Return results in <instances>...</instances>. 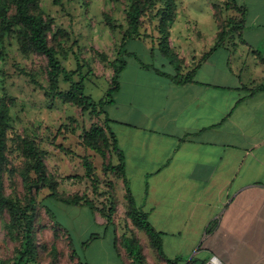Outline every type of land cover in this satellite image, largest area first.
Masks as SVG:
<instances>
[{
	"label": "crops",
	"instance_id": "crops-1",
	"mask_svg": "<svg viewBox=\"0 0 264 264\" xmlns=\"http://www.w3.org/2000/svg\"><path fill=\"white\" fill-rule=\"evenodd\" d=\"M237 3L246 9L241 37L230 36L213 49L219 28L212 5L210 47L182 50L171 29L180 70L156 45L147 46L159 51L162 65L149 56V62L127 61L108 107L136 204L162 234L166 257L181 258L179 264H206L212 257L225 264H264V0ZM177 21L178 15L173 27ZM194 22L199 28L202 19ZM194 70L192 81L171 79ZM142 233L145 242L134 236L143 245L144 263L115 245L123 258L93 264H168ZM115 234L119 238L116 227Z\"/></svg>",
	"mask_w": 264,
	"mask_h": 264
},
{
	"label": "rangeland",
	"instance_id": "rangeland-1",
	"mask_svg": "<svg viewBox=\"0 0 264 264\" xmlns=\"http://www.w3.org/2000/svg\"><path fill=\"white\" fill-rule=\"evenodd\" d=\"M225 2L226 0H180L182 8L178 13V24L172 28V39H177L175 46L182 50L210 47L215 34L211 6L218 4L223 7ZM127 4L128 0H64L61 6H57L54 0H40L41 10L55 21V32L63 30L69 36L61 38L62 45L68 52V58L64 61L66 68L77 70L79 63H87L73 80L83 78L86 93L96 101L105 97L110 88L113 76L111 62L119 57L123 30L127 27ZM107 15L115 20V30L108 25ZM196 18L202 19L199 28L194 22ZM149 21L150 18L145 21L144 33L157 37L155 23ZM200 32L204 34L203 37L198 36ZM147 46L150 49L155 47L152 38L129 40L125 49L134 55L123 57L132 64L137 58L147 62L150 57L149 61L160 67L162 58L158 56L159 51L155 50L152 54L146 50ZM6 52V57L0 61V98H5L11 106L13 129L9 133V156L12 166L17 170L11 178L6 176L7 194L25 200L26 192L18 174L23 161L16 136H28L34 138L47 153L45 162L48 178L55 184L57 196L72 198L78 195L92 200L97 208L96 212H92L86 206L63 203L48 188L40 192L33 191L38 202L35 221L38 255L36 261L29 264H78V261L93 264L98 258H123L121 249L115 247L117 236L114 227L120 239L125 233L139 235L144 242L145 237L131 226L126 216L123 193L125 187L122 181L112 172L106 171L104 159L83 143L82 135L85 130L90 129L93 123L102 121L96 116L83 114L81 108L71 103L46 95L45 89L49 82L47 59L44 56H24L19 50L16 37L7 41ZM100 53L107 55V62L101 59ZM166 60L169 63L172 58L167 57ZM166 65L165 70H171L170 65ZM33 77L45 89L33 83ZM68 87V84H62V89ZM86 160L93 165L92 177L87 176ZM111 208L115 224L106 229L98 220L106 222L101 210L108 212ZM48 210L54 212V219ZM9 222L8 214L0 216V264H14L23 257L26 250L24 230L21 229L19 235L10 228ZM91 235L107 237L102 243L94 244V240L85 247L84 243ZM73 250L77 259L72 257Z\"/></svg>",
	"mask_w": 264,
	"mask_h": 264
},
{
	"label": "trees",
	"instance_id": "trees-1",
	"mask_svg": "<svg viewBox=\"0 0 264 264\" xmlns=\"http://www.w3.org/2000/svg\"><path fill=\"white\" fill-rule=\"evenodd\" d=\"M63 2L64 0H54V4L57 6H61ZM179 7L180 0H128L125 9L127 27L123 30L119 57L111 62L113 76L110 88L105 97L100 101H96L86 93L83 78L79 81L73 80V77L81 72L87 66V63H79L77 70L66 68L64 61L68 58V52L65 51V47L61 42V38L66 34L63 30L55 32V21L46 16L41 10L40 0H0V61L7 55V41L16 37L19 50L24 56L37 54L47 59L48 88H43L34 77L32 78L33 83L45 89L48 97L59 98L81 108L83 114L100 118L101 123H93L90 129L85 130L82 135L83 143L104 159L106 163L104 169L106 171L112 172L118 180L122 181L126 190V216L131 226L146 234L149 244L157 256L165 259L168 264H179L182 260L181 258L169 259L166 257L162 234L150 223L148 214L136 204L126 175L125 154L119 146L116 133L110 127L108 107L114 102V95L120 89V75L127 65V60L123 56L129 55L125 45L129 40L152 38L163 56L171 57V63L176 64L177 69L180 70L181 61L170 44L171 29L176 21ZM213 10L219 28L217 43L213 48L216 49L226 42L230 36L233 38L235 36L241 37L245 26L246 9L240 7L237 0H226L223 7L213 4ZM147 18H150V23H155L154 28L157 37L154 35L148 36L144 33L143 28H145ZM106 20L110 28L115 30L117 27L115 20L108 15ZM99 55L104 62L108 61L106 54L100 53ZM161 74L171 77L165 73ZM194 75L195 70L190 72L184 79H180V74L171 77V79L177 84H183L192 81ZM63 83L69 85L68 89H62ZM11 120V106L5 98H0V216L8 214L10 228L17 231L19 235L21 234L20 230H24L26 250L23 257L19 258V261L14 264H29L36 261L38 255L35 234L38 202L33 191L40 192L48 188L53 194H56V188L55 184L48 178L45 162L46 151L41 149L34 138L17 135L20 157L23 161L18 174L22 180L26 197L22 201L20 198L7 194L6 176L8 175L11 178L17 172L12 166L9 156V133L13 129ZM85 168L87 176L92 177L94 169L89 160L85 161ZM52 197L54 198L53 195ZM55 198H59L63 203L72 206H86L92 212L97 211L92 200L78 195L72 198H60L56 194ZM112 211V208L108 212L104 209L101 210L106 219L107 227H114L115 224L114 212ZM48 213L53 219L55 218L52 210H48ZM68 237L72 243L71 237L69 235ZM98 238V235H91L84 246L88 247L90 243ZM118 241L125 248L130 258H133L136 262H145L144 248L138 237L134 235L129 237L125 233L121 239L117 237L116 246L119 245ZM71 246L73 247V244ZM72 257L76 258L74 250ZM78 264H82V262L78 261Z\"/></svg>",
	"mask_w": 264,
	"mask_h": 264
},
{
	"label": "built area",
	"instance_id": "built-area-1",
	"mask_svg": "<svg viewBox=\"0 0 264 264\" xmlns=\"http://www.w3.org/2000/svg\"><path fill=\"white\" fill-rule=\"evenodd\" d=\"M206 264H225L223 261H221L219 258L217 257H212L210 259V261Z\"/></svg>",
	"mask_w": 264,
	"mask_h": 264
}]
</instances>
